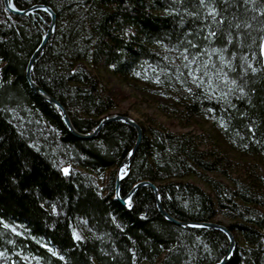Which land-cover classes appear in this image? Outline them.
<instances>
[{
    "label": "trees",
    "instance_id": "1",
    "mask_svg": "<svg viewBox=\"0 0 264 264\" xmlns=\"http://www.w3.org/2000/svg\"><path fill=\"white\" fill-rule=\"evenodd\" d=\"M15 2L20 8L46 3L57 11L56 32L36 62L33 76L67 107L81 132L92 131L103 117L116 113L115 107L127 97L103 85L89 64L124 78L151 65L168 73L163 80L180 82L173 103L160 105L163 113L172 114L182 127L210 114L214 121H223L224 135L235 149L264 155V70L257 48L264 38V16L253 12L244 0H228L227 6L223 0H206L224 16L225 23L219 25L203 19L208 10L199 6V0H62L60 7L61 0ZM255 4L261 8L264 0H255ZM189 12L200 16L192 17ZM234 16L252 24L251 29L240 30L245 33L243 43L231 27L238 22ZM49 22L44 11L12 15L0 0V264L219 261L227 251L226 235L217 229L186 228L167 220L150 187L135 193L131 208L114 199L117 167L136 140L130 125L115 121L97 137L77 138L54 107L29 86L25 69ZM209 27L217 32L215 40L205 39ZM229 32L237 36L232 43L226 42ZM189 41L199 47H191ZM185 48L188 53L183 52ZM211 48L225 49L233 67L222 63L215 53L213 63H208L205 52ZM244 57L257 67L255 73L244 72ZM193 58L196 64L191 63ZM202 64L211 72L222 69L245 92L225 88L213 76V83L229 93L226 99L220 91L213 90V95L203 70L198 75L204 86L194 83L190 73ZM13 110L52 127L57 133L55 142L68 151L67 158L79 169L66 175L47 148L54 145L34 143L31 133L13 119ZM142 125L145 136L122 194L134 183L150 179L159 185L167 210L179 220L219 221L224 214L238 241L229 264H264V172L250 169L247 175L234 177L230 168L236 161L209 147L200 136L176 132L157 119L147 127ZM29 130L35 131L33 126ZM35 138L44 140L41 133H35ZM107 170L112 171L103 194L93 174ZM201 173L206 174L210 190L182 179Z\"/></svg>",
    "mask_w": 264,
    "mask_h": 264
},
{
    "label": "rangeland",
    "instance_id": "2",
    "mask_svg": "<svg viewBox=\"0 0 264 264\" xmlns=\"http://www.w3.org/2000/svg\"><path fill=\"white\" fill-rule=\"evenodd\" d=\"M61 5L62 0L58 7ZM89 65L95 70L96 75L103 85L108 86L114 92L116 91L117 94L123 93L127 95L128 98L126 97L125 99L120 100L119 104L115 107V112L128 113V115L132 116L146 127L149 126L153 120L157 119L176 132L191 131L194 135L198 137L200 136L199 138L206 142L209 147H214L219 151L230 155L236 161L235 166L230 168V172L234 177L245 175L250 169H258L264 172V155L244 154L235 149L224 135V124L222 122L214 121L210 114L198 116L195 119V124L190 127H182L181 122L175 119L170 112L169 114L171 116L162 112L160 105L172 104L174 101V95L176 96L177 91L180 89L179 80L174 83L163 80V75L168 74L165 70L163 71L158 67L146 65L143 69L136 72L140 73V75L134 73L130 77L124 78L113 73L110 69L97 70L95 66L91 64ZM157 79L160 80V83L156 82ZM165 82H169L171 85H166ZM122 97H124V95ZM12 117L23 131L31 133L34 143L38 144L46 142L51 146L54 145L53 147L47 148L52 150L53 158L56 159V165L59 168H68L69 171L79 169V167L73 165L70 162V159L67 158L68 151L60 146L58 142H55V138L57 139V133L52 127L46 125L43 121H34L32 116L31 119L27 118L18 110L12 111ZM28 120L31 121L29 122L30 124H27ZM31 126H33L35 131L29 130ZM35 133H41L44 140H37L35 138ZM50 137H53V139H50ZM111 171L112 170H107L102 174H93L99 186V190L103 194L107 191L108 179ZM205 175L206 174L204 173L199 175L192 174L185 176L182 179L194 181L206 190H210V186L204 180ZM210 176L216 179L219 178L226 180V178L218 173H210ZM218 220L226 224L231 222L230 218L224 214H220Z\"/></svg>",
    "mask_w": 264,
    "mask_h": 264
},
{
    "label": "water",
    "instance_id": "3",
    "mask_svg": "<svg viewBox=\"0 0 264 264\" xmlns=\"http://www.w3.org/2000/svg\"><path fill=\"white\" fill-rule=\"evenodd\" d=\"M4 6L6 10L12 15H19V16H29L35 15L38 12L44 11L48 13L50 17V22L48 27L44 29V33L42 35L41 41L38 46L35 48L33 53L31 54L26 69H25V77L28 81L29 86L33 89V91L41 97L43 100L51 104L57 113L60 115L62 121L64 122L67 130L75 137L81 139H90L97 137L102 129L109 123L119 121L123 122L127 125H130L136 132V140L131 148L129 155L126 159L120 162L116 170V178H115V188H114V199L119 201L123 206L126 208H131L128 206V197H134L135 193L142 187H150L154 193L156 206L160 213L165 217L167 220L180 225L186 228H199V229H217L223 232L227 239H228V247L226 253L222 256L219 261H216L211 264H229L235 254L237 249L238 241L235 233L230 229V227L222 222L217 220L211 221H182L178 218L171 215V213L167 210L163 203L162 195L160 192L159 185L150 179H143L140 180L132 185L130 190L126 194H122L123 183L129 174L132 171L134 160L137 154L139 147L142 144L143 138L145 136V129L143 125L137 121L135 118L128 114L123 113H112L103 117L95 126V128L90 132H81L74 124L71 114L67 107L54 95L46 91L41 85H39L36 80L34 79L33 72L35 68V64L38 61L39 57L45 51L48 43L50 42L51 38L56 32L57 23H58V13L57 11L49 4L46 3H35L26 8H20L15 0H3ZM14 5V6H13ZM127 166L125 169L126 174L121 177L120 170ZM119 190L120 195L117 196L116 192ZM132 203V202H131Z\"/></svg>",
    "mask_w": 264,
    "mask_h": 264
},
{
    "label": "snow or ice",
    "instance_id": "4",
    "mask_svg": "<svg viewBox=\"0 0 264 264\" xmlns=\"http://www.w3.org/2000/svg\"><path fill=\"white\" fill-rule=\"evenodd\" d=\"M223 3L225 4V6H227L228 4V0H223ZM244 4L245 5H251L252 11L253 12H259L260 15L264 16V5H262L261 8H257L256 4H255V0H244ZM14 6V5H13ZM199 6L201 8L207 9L208 10V14L207 16H204L203 19L205 21H208L209 19H211L213 22H215L217 25L219 24H223L225 23V18L224 16L221 14L220 10H218L215 6H213L210 3H207L206 0H199ZM185 12H188V9L185 8L184 9ZM190 16L192 17H199L200 13L198 12H189L188 13ZM253 20L256 19L255 16L252 17ZM234 21H238L236 23L231 24V27L237 30V34L239 37H241V39L239 40L240 43H243V39L242 37L245 35L244 32H241L240 30L243 29H251L252 28V24L250 22H248L247 20H240L238 17H233ZM217 37V32L212 30L211 27L208 28V35L205 37L206 40H215V38ZM237 39V36H234L232 34V32H229L227 35V43H232L233 41H235ZM189 44L191 45V47L194 48H198L199 45L193 44L191 41H189ZM257 48L259 50V56L262 58L260 61L261 64V69L264 70V38H262L261 42L257 45ZM189 49L185 48L183 49L184 53H188ZM225 49L223 48H211V50H206L205 54L208 55L209 60L208 63H213L212 61V55L213 53L217 54L219 57V60L226 64L229 68H232L233 65L231 63V61L229 59H227L224 55ZM253 55L255 56L256 53H253ZM185 60H188V55H184L183 57ZM245 62H246V67L244 68V72H248L249 70L253 73H255L257 71V67L253 66L252 61L248 58V57H244ZM192 64H196L197 61L195 58H193L191 60ZM113 67H115V65H113ZM185 67H188V65H185ZM203 70V73L205 75L208 76V90L213 92V95H215V92L213 90L216 91H220V95L221 98L226 99L229 95L228 92L223 91L220 86L218 84L213 83L212 81V77L215 76L217 80L221 81L223 83V86L225 88H235L237 91H239L240 93H244L245 89L243 86L239 85L236 79H232L228 76V74L226 72H224L222 69L218 70L217 72H211L209 71L207 64H202L200 67H196L192 70V72L190 73V75H192L194 77L193 82L197 83L199 86L203 87L204 86V81L201 78L200 75H198V73H201V71ZM136 75H140V73H136ZM157 83H160V80L157 79L156 81ZM189 91H191V89H189ZM223 123V121H222ZM250 130L254 131V129ZM126 165L124 166V168H122L120 170L121 173V177L123 178V175L126 174L125 169H126ZM63 172L67 175L69 173V169L65 168L63 169ZM116 195L119 196L120 192L119 190H117ZM132 198L129 196L128 197V206L131 207L132 206ZM5 227H11L10 225L5 224ZM15 230V229H13ZM74 236L76 237V239H81V237H79L78 235H76L74 233ZM51 250V249H50ZM54 255H56L57 253L53 252ZM3 253H0V256H2ZM61 259H63V257H61Z\"/></svg>",
    "mask_w": 264,
    "mask_h": 264
}]
</instances>
